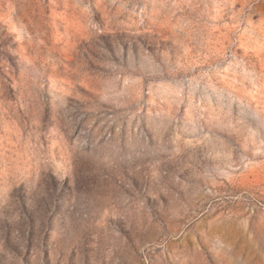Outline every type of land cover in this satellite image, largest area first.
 Segmentation results:
<instances>
[{"label":"rangeland","instance_id":"obj_1","mask_svg":"<svg viewBox=\"0 0 264 264\" xmlns=\"http://www.w3.org/2000/svg\"><path fill=\"white\" fill-rule=\"evenodd\" d=\"M0 264H264V0H0Z\"/></svg>","mask_w":264,"mask_h":264}]
</instances>
